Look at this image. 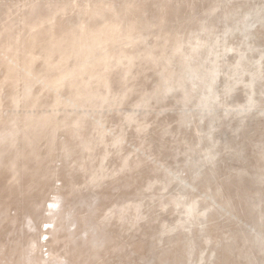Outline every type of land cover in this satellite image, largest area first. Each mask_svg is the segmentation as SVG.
Instances as JSON below:
<instances>
[{
    "label": "rangeland",
    "instance_id": "1",
    "mask_svg": "<svg viewBox=\"0 0 264 264\" xmlns=\"http://www.w3.org/2000/svg\"><path fill=\"white\" fill-rule=\"evenodd\" d=\"M0 2V29L14 25L0 34V131L14 129L0 146V259L264 264V0ZM128 58L130 73L103 79ZM97 77L107 102L73 114ZM57 198L67 215L55 239Z\"/></svg>",
    "mask_w": 264,
    "mask_h": 264
},
{
    "label": "bare ground",
    "instance_id": "2",
    "mask_svg": "<svg viewBox=\"0 0 264 264\" xmlns=\"http://www.w3.org/2000/svg\"><path fill=\"white\" fill-rule=\"evenodd\" d=\"M1 3V2H0ZM39 5H35L34 7H33V13L34 14H38L37 12V10H36V8L38 7ZM11 12V11H10ZM12 17H13V15H12ZM246 17H247V15H246ZM35 25V26H34ZM34 25H32V27H31V29H35L36 27H38V26H36L37 24H34ZM13 24H4V26L0 29V34L2 35V34H7L10 30H12L13 29ZM38 31V30H37ZM39 32H41V34H42V30H39ZM131 42H133V41H131V40H128V42H127V44H131ZM134 42H136V41H134ZM200 42V43H199ZM202 42H203V40H201L200 38H197L193 43H192V48H194V49H196L198 46H201L202 45ZM207 43V42H206ZM205 43V44H206ZM205 44H204V46H205ZM211 46V45H210ZM207 47V45L205 46V48ZM185 49V48H184ZM201 49H202V47H201ZM209 49V48H208ZM200 50V49H199ZM229 49H227V51H228ZM184 50L182 49V46H181V48H179V49H175L174 50V53H181V52H183ZM197 51V50H196ZM201 51V50H200ZM205 50H204V48H203V51L202 52H204ZM231 51V50H230ZM229 51V52H230ZM235 51V50H234ZM208 52H209V50H208ZM211 52V51H210ZM212 52H214V49H213V51ZM233 52V51H232ZM206 54V53H205ZM205 54H202L203 56L205 55ZM211 55V54H210ZM196 57V56H195ZM161 58V60H164L165 59V61H166V63L168 64V63H170V61H171V58L170 57H160ZM198 58H199V56H198ZM217 58V57H216ZM147 59H150L151 61H154V62H156V60L157 59H154V58H147ZM202 59V58H201ZM205 59V58H204ZM215 59V58H214ZM213 59V60H214ZM128 60L130 61V63H132V64H130V65H125V64H123V63H120V64H117V65H113V66H111V67H107L106 69H107V71H105V76L103 77V79H105V78H107V79H109V77H111V74L112 73H109L110 71H112L115 67H122L124 70H125V73L126 74H128V73H130V71H131V69L133 68V66H134V64L136 63V59H134V58H128ZM189 60V59H188ZM197 60V59H196ZM206 60H207V58H206ZM210 60V59H209ZM213 60H210V61H213ZM240 60V59H239ZM135 61V62H134ZM198 61H200V60H198ZM197 61V62H198ZM203 61V60H202ZM202 61H200V62H202ZM210 61H208V63L210 62ZM237 61H238V59H237ZM196 63V62H195ZM208 63H206V64H208ZM239 63V62H238ZM200 64H202V63H200ZM200 64H199V66H200ZM216 64V63H215ZM224 64H226V63H224ZM237 64V63H236ZM196 65V64H195ZM209 65V64H208ZM207 65V66H208ZM231 65V64H230ZM199 66H197V67H199ZM207 66H206V70H207ZM216 66V65H215ZM201 67H202V65H201ZM211 67V66H210ZM210 67H209V69H210ZM227 67V66H226ZM228 67H230L229 65H228ZM211 68H213V67H211ZM234 68H236V66L234 67ZM238 68H239V66H238ZM193 69V71L195 70H197L198 68H192ZM241 69V68H240ZM259 69V68H258ZM201 70V69H200ZM211 70V69H210ZM214 70V69H213ZM247 70V69H246ZM257 70V69H256ZM260 70V69H259ZM194 71V72H195ZM199 71V70H198ZM234 71V70H233ZM210 72V71H209ZM216 72H218V71H216ZM163 73H164V75H165V77H164V79H166L167 81H173L172 79H175L174 77H175V73L174 72H171V71H168V72H166V71H163ZM110 74V75H109ZM193 74H195V73H193ZM211 74V73H210ZM209 74V75H210ZM216 74V73H215ZM220 74V73H219ZM218 74V75H219ZM225 74V73H224ZM195 75H197V74H195ZM200 75H202V74H200ZM199 75V76H200ZM252 75V74H251ZM217 76V75H216ZM227 76V75H226ZM93 77V76H92ZM214 77V76H213ZM218 77V76H217ZM204 78H205V74H204ZM196 79V78H195ZM202 79V78H201ZM205 79H207V77L205 78ZM210 79V78H209ZM230 79V78H229ZM197 81L199 80V77H198V79H196ZM105 80H102L101 81V79L99 78V77H97V78H95V79H92L90 82H89V85L87 86L88 88V90L85 92V93H83V94H81L80 95V97H79V99L74 103V109L72 110L73 111V114H74V111L76 110V108L78 109V108H82L83 110H86V108H87V106L89 105V104H91L92 102H94L95 100L96 101H98V104H96V106L94 107V108H96V107H98V105H100V103H102V104H104V103H106L107 102V100H104L105 98H107V97H105V96H103V95H101L100 93H98V92H93V90L92 89H99L100 88V86L103 84V82H104ZM111 81V80H110ZM195 81V80H194ZM200 81V80H199ZM204 81H206V80H204ZM214 81V80H213ZM212 82V81H211ZM203 83V82H202ZM198 84V83H197ZM196 84V85H197ZM213 84V83H212ZM214 84H217V82L216 83H214ZM243 84V83H242ZM232 85V84H231ZM247 85V84H246ZM95 86V87H94ZM177 86H179V85H176V82H174V83H172V82H169L168 83V85L166 86V90L165 91H170L171 89H173V88H175V87H177ZM212 86V85H211ZM210 86V87H211ZM248 86V85H247ZM250 86V85H249ZM214 87V86H213ZM224 87V86H223ZM234 87V86H233ZM215 88V87H214ZM217 88V87H216ZM227 88H228V86H227ZM250 88V87H249ZM92 91H91V90ZM205 89H207V88H204V90ZM211 89V88H210ZM218 89V88H217ZM226 89V88H225ZM231 89H232V87H231ZM191 90V89H190ZM193 90V89H192ZM200 90V89H199ZM203 90V91H204ZM227 90V89H226ZM253 90V89H252ZM252 90H250V91H252ZM121 91L122 90H120V91H118V92H116L114 95H116L117 97L116 98H113V101L114 102H116V101H118L119 99H125L126 98V93L124 94V95H122L121 96ZM214 91V90H213ZM228 91V90H227ZM231 91V90H230ZM229 91V92H230ZM249 91V90H248ZM173 92H174V90H173ZM191 92V91H190ZM189 92V93H190ZM205 92V91H204ZM225 92V91H224ZM228 92V93H229ZM233 92H235V91H233ZM188 93V94H189ZM191 93H193V92H191ZM97 94L99 95H101V96H103L102 98H100V99H97ZM212 94H213V92H212ZM215 94V93H214ZM225 94H227V92L225 93ZM224 94V95H225ZM232 94V93H231ZM110 95V94H109ZM108 95V96H109ZM184 95H185V92H184ZM203 95V94H202ZM248 95V94H247ZM121 96V97H120ZM146 96V95H145ZM204 96H206V95H204ZM212 97L214 96V95H211ZM210 96V97H211ZM216 96V95H215ZM232 96V95H231ZM230 96V97H231ZM187 98V97H186ZM207 98V97H206ZM209 98V97H208ZM207 98V99H208ZM223 98V97H222ZM147 99V98H146ZM149 99V98H148ZM215 99V98H214ZM219 99H221V98H219ZM231 99V98H230ZM248 99V98H247ZM212 100H213V98H212ZM217 100H218V97H217ZM223 100V99H222ZM147 101L148 100H145V99H143L138 105H137V107H142V106H144V105H146V103H147ZM184 101H185V99H184ZM214 101V100H213ZM225 102V101H224ZM204 103V102H203ZM218 103V102H217ZM246 103H247V100H246ZM255 103V102H254ZM200 104V103H199ZM212 104V103H211ZM214 104H215V102H214ZM213 104V105H214ZM238 104V103H237ZM202 105V104H201ZM204 105H206L207 106V104H204ZM220 105H222V104H220ZM219 105V106H220ZM107 106V105H106ZM109 106V105H108ZM196 106V105H195ZM205 106V107H206ZM215 106H216V104H215ZM214 106V107H215ZM218 106V107H219ZM229 105H227V107H228ZM56 110H58V105H56ZM136 107V108H137ZM198 107H199V105H198ZM213 107V108H214ZM221 107H223V106H221ZM234 107V106H233ZM238 107V106H237ZM108 108V107H107ZM230 108H232V107H230ZM230 108H228V109H230ZM236 108V107H235ZM209 109V108H208ZM228 109H226L228 112H229V110ZM204 110V109H203ZM231 110V109H230ZM35 111V110H34ZM54 110H52L51 112H53ZM138 111H140V110H138ZM232 111V110H231ZM237 111V110H236ZM235 111V112H236ZM50 112V113H51ZM206 112V111H205ZM213 112V111H212ZM37 113V112H36ZM49 113V114H50ZM82 113H84L83 111H82ZM202 113V112H201ZM208 113V112H207ZM216 113V112H215ZM225 113V112H224ZM238 113V112H237ZM40 114V113H39ZM48 114V115H49ZM206 114V113H205ZM212 114V113H211ZM210 114V115H211ZM230 114H231V112H230ZM233 114V113H232ZM48 115H46L45 117H48ZM100 115V114H99ZM200 115V114H199ZM235 115V114H234ZM237 115V114H236ZM206 116V115H205ZM215 116H216V114H215ZM228 116H230V115H228ZM228 116H226V117H228ZM233 116V115H232ZM231 116V117H232ZM50 117V116H49ZM53 117H55L54 115L50 118L51 120H52V122H53ZM203 117V116H202ZM214 117V116H213ZM131 118H133V116L131 117ZM212 118V117H211ZM240 118H242V117H240ZM48 119V118H47ZM46 119V120H47ZM198 119H200V118H198ZM210 119V118H209ZM219 119V118H218ZM37 120V119H36ZM130 120V119H129ZM202 120V119H201ZM212 120H213V118H212ZM215 120H216V118H215ZM214 120V121H215ZM203 121V120H202ZM241 121V120H240ZM34 122V121H33ZM51 122V121H50ZM207 122H210V120L209 121H207ZM213 122V121H212ZM245 122V121H244ZM214 123H216V121L215 122H213V124ZM218 123V122H217ZM241 123V122H240ZM47 124H49V122L48 121H44L43 122V126L45 127ZM74 124H76V123H74ZM242 124V123H241ZM244 124V123H243ZM216 125V124H215ZM239 126H241L240 124H239ZM100 127V126H99ZM49 128V127H48ZM209 128H211V125L209 124ZM50 129V128H49ZM58 129V128H57ZM231 129V128H230ZM240 129V128H239ZM210 131H211V129H210ZM233 131V130H232ZM46 133H47V131H46ZM2 135H5V137H1ZM12 135H14V129H11V130H9V131H7V130H3V131H0V140H1V142H0V146H1V144H2V142H4L5 140H7V139H9V138H11L12 137ZM211 135V134H210ZM18 137V136H17ZM207 137H208V135H207ZM87 140V139H86ZM119 142V141H118ZM30 143V142H29ZM217 143V142H216ZM86 148H88V150L91 148V144L90 145H87V147ZM211 150V149H210ZM213 150V149H212ZM212 150H211V152H212ZM208 152H210V151H208ZM207 152V153H208ZM34 153V152H33ZM205 153H206V151H205ZM210 154V153H209ZM35 156H36V154H35ZM25 157V156H24ZM29 159V158H28ZM38 159V158H37ZM126 161H128V160H126ZM125 164V163H124ZM123 165V164H122ZM27 166V165H26ZM122 167H124V166H122ZM127 168V167H126ZM128 169V168H127ZM125 170V169H124ZM123 170V171H124ZM119 171H122L121 169H119ZM122 171V172H123ZM118 172V171H117ZM119 173V172H118ZM99 179V178H98ZM101 199V198H100ZM131 201V200H130ZM77 202V201H76ZM98 202V201H97ZM125 202V201H124ZM127 202V201H126ZM49 203V202H48ZM74 203V202H73ZM90 203H92V202H90ZM54 205H56V206H58V211L56 210V212H54L53 210H52V212H53V214H52V216H53V218L51 217V219L53 220V222H54V224H55V226H54V228H53V230H52V232H53V234H54V238L55 239H58V237L59 236H57V234L59 233V230L61 229V228H63V225H62V223H60L61 221H62V215H64L65 213H66V210L64 209V204H63V201L61 200V199H59V198H57V199H55V201H54V203H53ZM125 204V203H124ZM132 204V203H131ZM92 205V204H91ZM98 205V204H97ZM50 206V205H49ZM84 206V205H83ZM116 206H118V205H116ZM120 206V205H119ZM52 207V206H51ZM70 207H72V206H70ZM78 207V206H77ZM81 207V206H80ZM89 207V206H88ZM93 207V206H92ZM125 207H126V205H125ZM124 207V208H125ZM128 207V206H127ZM85 208V207H84ZM122 208V207H121ZM78 209V208H77ZM120 209V208H119ZM189 209V208H188ZM81 210V209H80ZM93 210V209H92ZM125 210H126V208H125ZM50 211V210H49ZM84 211V210H83ZM112 211V210H111ZM124 211V210H123ZM48 212V211H47ZM51 212V211H50ZM69 212V211H68ZM75 212H76V210H75ZM74 212V213H75ZM92 212V211H91ZM113 212V211H112ZM73 213V214H74ZM89 213V212H88ZM122 213V212H121ZM126 213V212H125ZM190 213V212H189ZM49 214V213H48ZM69 214V213H68ZM86 214H87V211H86ZM110 214H112V213H110ZM116 214V213H115ZM122 214H124V213H122ZM128 214V213H127ZM66 215H67V213H66ZM90 215V214H89ZM114 215V214H113ZM47 216V215H46ZM85 216V215H84ZM86 216H88V215H86ZM64 217V216H63ZM75 217V216H74ZM95 217V216H94ZM193 217V216H192ZM67 218V217H66ZM73 218V217H72ZM109 218H111L112 219V217H109ZM124 218V217H123ZM85 219V218H84ZM94 219V218H93ZM111 219H108V221L109 220H111ZM122 219V218H121ZM125 219V218H124ZM132 219V218H131ZM134 219V218H133ZM189 219V218H188ZM193 219V218H192ZM75 220L76 219H74V221H72L71 223H70V225H75L76 224V222H75ZM89 220V219H88ZM106 220V219H105ZM127 220V219H126ZM191 220V219H190ZM189 220V221H190ZM29 221H30V219H29ZM28 221V222H29ZM95 221V220H94ZM131 221V220H130ZM92 222V221H91ZM104 222H106V221H104ZM132 222V221H131ZM188 222V221H187ZM186 222V223H187ZM65 223H66V221H65ZM99 223V222H98ZM86 224V223H85ZM183 224V223H182ZM29 225V224H28ZM103 225V224H102ZM102 225H101V227H102ZM32 226H34V225H32ZM77 226H78V224H77ZM96 226V225H95ZM28 227V226H27ZM90 227V226H89ZM105 227V226H104ZM189 228H190V226H188ZM65 228V227H64ZM67 228V227H66ZM77 228V227H76ZM83 228V227H82ZM97 228H99V227H97ZM184 228V227H183ZM186 228H187V226H186ZM91 229V228H90ZM30 230V229H29ZM28 230V231H29ZM76 230V229H75ZM79 230V229H78ZM92 230V229H91ZM97 230V229H96ZM105 230V229H104ZM65 231V230H64ZM68 231V230H67ZM84 231V230H83ZM31 232V231H30ZM29 232V233H30ZM58 232V233H57ZM74 232V231H73ZM93 233H94V231H92ZM60 233H62V232H60ZM69 233V232H68ZM90 233V232H89ZM88 233V234H89ZM97 233L98 232H96V234L95 235H93V238H91L90 240H89V242H90V244H92V246H94V245H99L98 243L100 242L98 239H100V236L98 235L97 236ZM75 234H76V232H75ZM87 234V235H88ZM77 235V234H76ZM75 235V236H76ZM80 235V234H79ZM78 235V236H79ZM105 235V234H104ZM38 236V235H37ZM72 237H74V236H71V238ZM80 237V236H79ZM85 237V236H84ZM83 237V238H84ZM108 237V236H107ZM65 238V237H64ZM78 238V237H77ZM81 238V237H80ZM79 238V239H80ZM109 238V237H108ZM73 239V238H72ZM72 239H70V240H72ZM74 239H75V237H74ZM73 239V240H74ZM79 239H77V240H79ZM82 239V238H81ZM105 239V238H104ZM36 240V239H35ZM38 240V239H37ZM102 240V239H101ZM58 241V240H57ZM56 241V242H57ZM87 241V240H86ZM103 241V240H102ZM109 241V240H108ZM107 241V242H108ZM60 242H61V240H60ZM64 242V241H63ZM112 242V241H111ZM59 243V242H58ZM77 243V242H76ZM1 244H3V243H1ZM89 244V243H88ZM101 244V243H100ZM104 244V243H103ZM10 245V244H9ZM83 245V244H82ZM84 246H86V245H84ZM14 247H15V244H14ZM80 248H81V246H79ZM11 248V247H10ZM38 248H39V244H38V242H36V241H32V243H31V249H30V252H33L35 249H36V251H38ZM94 248V247H93ZM91 249H92V247H91ZM9 250V249H8ZM15 250V249H14ZM86 250V249H85ZM88 251H89V249H87ZM10 251V250H9ZM61 251V250H60ZM4 252V251H3ZM12 252V251H11ZM29 252V251H28ZM12 254V253H11ZM30 254V253H29ZM5 255V254H4ZM14 255V254H13ZM6 257H7V255H5ZM4 257V256H3ZM11 258V257H10ZM10 258L8 257V258H3V259H0L1 261H3V262H1V263H3V264H8L7 262H9L10 263ZM30 259H31V262H32V264H40L42 261H44L43 259H44V255H43V253H38L37 252V256L36 255H34L33 254V256H31V257H29ZM28 258V259H29ZM27 260V259H26ZM7 261V262H6ZM10 264H12V263H10ZM44 264V263H43Z\"/></svg>",
    "mask_w": 264,
    "mask_h": 264
}]
</instances>
